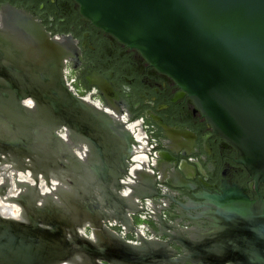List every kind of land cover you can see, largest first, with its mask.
Returning a JSON list of instances; mask_svg holds the SVG:
<instances>
[{
  "label": "flooded vegetation",
  "instance_id": "obj_1",
  "mask_svg": "<svg viewBox=\"0 0 264 264\" xmlns=\"http://www.w3.org/2000/svg\"><path fill=\"white\" fill-rule=\"evenodd\" d=\"M6 5L38 20L57 42L62 84L92 123L44 128V107L36 118L18 119V127L0 128V187L8 186L1 217L17 220L22 203L35 197L20 196L18 185H35L38 195L52 191L69 217H102L127 243L159 246L153 256L144 251L142 264H219L209 251L212 198L239 190L264 200V184L255 185L236 163V150L171 78L94 27L74 0H0V8ZM25 92L15 98L30 114L39 102L22 98ZM8 207L14 208L4 212ZM89 226L78 232L93 243Z\"/></svg>",
  "mask_w": 264,
  "mask_h": 264
},
{
  "label": "water",
  "instance_id": "obj_2",
  "mask_svg": "<svg viewBox=\"0 0 264 264\" xmlns=\"http://www.w3.org/2000/svg\"><path fill=\"white\" fill-rule=\"evenodd\" d=\"M74 1L94 27L171 78L213 133L236 150V163L255 185L264 184V0ZM56 45L38 20L9 5L0 8L2 130L42 115L44 107L50 122L44 128L56 129L65 120L91 122L83 103L62 84L64 54ZM23 90L22 98L39 102L33 113L15 98ZM18 188L20 196L35 197L22 203L17 220L0 215V264H142L144 251L153 256L159 247L142 239L127 243L105 227V218L69 217L52 191L41 196L35 185ZM212 205L210 255L219 264H264V200L234 190L212 198ZM86 224L96 235L93 243L78 232Z\"/></svg>",
  "mask_w": 264,
  "mask_h": 264
},
{
  "label": "bare ground",
  "instance_id": "obj_3",
  "mask_svg": "<svg viewBox=\"0 0 264 264\" xmlns=\"http://www.w3.org/2000/svg\"><path fill=\"white\" fill-rule=\"evenodd\" d=\"M13 208L14 207H8V208H4L3 210H4V212L6 211V212H10L11 210H13Z\"/></svg>",
  "mask_w": 264,
  "mask_h": 264
}]
</instances>
